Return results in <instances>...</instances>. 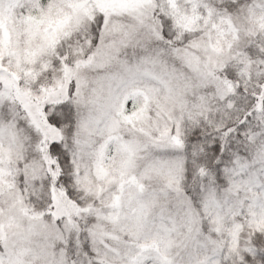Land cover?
Masks as SVG:
<instances>
[{"label":"snow or ice","instance_id":"6c2138e0","mask_svg":"<svg viewBox=\"0 0 264 264\" xmlns=\"http://www.w3.org/2000/svg\"><path fill=\"white\" fill-rule=\"evenodd\" d=\"M0 264H264V0H0Z\"/></svg>","mask_w":264,"mask_h":264}]
</instances>
